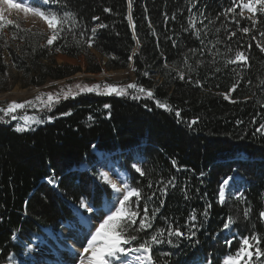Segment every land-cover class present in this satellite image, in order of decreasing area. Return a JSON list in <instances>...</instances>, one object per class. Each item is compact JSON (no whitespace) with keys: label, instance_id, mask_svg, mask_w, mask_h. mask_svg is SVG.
Wrapping results in <instances>:
<instances>
[{"label":"trees","instance_id":"obj_1","mask_svg":"<svg viewBox=\"0 0 264 264\" xmlns=\"http://www.w3.org/2000/svg\"><path fill=\"white\" fill-rule=\"evenodd\" d=\"M239 2L132 0L129 8L128 0H62L52 9L74 13L77 23L51 45L43 31L15 23L0 30V93L17 83L41 87L80 72L60 65L58 54L85 56L88 71L98 73L102 68L92 65L94 50L110 70L132 67L135 84L173 109L145 97L132 99L137 93L129 89L124 96L86 92L63 99L30 131L17 132L0 121V264L19 255L21 243L73 220L82 198L93 208L111 199V188L93 168L95 149L116 156L129 184L141 190V216L145 206L149 217L159 209L152 228L136 230L137 218V226L129 229L138 237L132 247L165 230V242L152 245L154 264H221L239 248L238 238L254 235L264 251V130L257 131L264 125V14L258 12L255 20L237 15ZM232 7L236 13L225 15ZM237 51L247 62L229 63ZM192 120L197 123L189 127ZM137 149L143 176L132 167ZM233 176L242 179L243 199L222 204L221 184ZM173 177L175 186L164 194L161 189ZM228 217L235 221L230 225L234 237L223 228ZM169 226L185 236L168 237ZM190 231L196 233L191 240ZM253 261L264 264V257Z\"/></svg>","mask_w":264,"mask_h":264},{"label":"snow or ice","instance_id":"obj_2","mask_svg":"<svg viewBox=\"0 0 264 264\" xmlns=\"http://www.w3.org/2000/svg\"><path fill=\"white\" fill-rule=\"evenodd\" d=\"M236 0H234L235 4ZM132 0H128L129 8H131ZM62 4V0H0V30H2L5 26L13 25V21L8 19L5 15L6 12H10L11 10H17L19 12H23L25 15H32L34 17H39L42 19L51 29V35L48 38L47 43L49 45L53 44L56 40L61 37V33L65 31L66 27H74L77 23L75 19V14L64 11L60 13L48 7L49 5H60ZM236 7H240L242 10L239 13H236ZM236 7H232L224 14L227 15L228 12L236 13L237 15L244 16V11L247 10L248 13L252 14L249 16V19L255 20L256 14L259 12L260 14H264V0H240L239 4ZM110 11V10H106ZM94 19H99L98 17H94ZM128 19L131 22V13L129 12ZM193 28H195V21H190ZM19 27V25H16ZM99 27L103 28L106 25H99ZM133 30L135 29V24H132ZM242 32L248 33V28L241 29ZM96 32V28L92 29L93 36L90 37L88 41V46L91 47L92 39H94ZM197 37H199L200 33L197 30ZM236 33L233 32L231 36H235ZM264 35V33H261ZM231 36L229 39H231ZM137 43H139L137 41ZM250 46V45H249ZM264 51V48L261 49ZM190 51L195 52V49H191ZM135 54V53H133ZM248 57L244 54V52L237 51L235 53V58L229 63H237V62H247ZM218 70V69H217ZM183 75H181V79H183ZM236 86L234 85L231 91H235ZM75 89L78 91H74L72 86H69L67 90L61 89L58 93H45L38 95L34 100L25 101L23 103H17L13 101L8 105L7 108H0V121H4L5 117H11L12 120H16L17 117L13 114L17 109H24L26 107H37L38 105L42 108L51 109L60 102L61 97L67 100L69 97L75 98L77 95L83 92H96L97 94L103 95H112L116 94L119 96L128 95V90H135L137 93L133 95L132 99H141L142 97L149 98L155 100L156 106L167 111H173L171 106L162 103L159 100L155 99V96L152 91L147 90L137 84H128L127 86H118V85H103L104 91L101 92V85H75ZM225 99H228V94H224ZM46 97V98H45ZM106 108L110 107V105H105ZM176 116L179 117V111H176ZM63 115H71L70 112L63 113ZM25 123L23 125L17 124L15 131L24 132L31 130V123H39L40 121L36 120L34 117H24ZM51 119V118H49ZM91 119V117H89ZM196 120H192L189 122V127L193 124H196ZM264 130V125H261L257 131ZM95 147V146H93ZM176 162L173 161V165ZM137 173L141 176L144 175V172L140 167H137L135 164L132 165ZM99 178L108 184L110 188L116 193V198L113 201H109L105 204L103 208L96 209L97 217L100 222L98 226H91L88 236L86 238L85 246L79 252V264H154L152 257V245L164 243L165 241L161 239L165 235L164 229L156 230L155 234L151 236V239L145 241L139 246L132 247V242L137 240L136 235H130L129 229L133 226H137V218H139V224L136 228L138 231H143L152 228V221L155 219V215L159 212V209H153V214L149 217V209L147 206L143 208V215L141 216L140 212V200H141V190L136 187H132L126 180L122 183L118 184L116 181L110 179L109 174L107 172H99ZM232 177H228L223 180L220 190H219V202L223 203L225 200V188L231 180ZM175 178L173 177L164 185L161 191L164 194H167L168 186H175L174 184ZM49 183L55 184V180L53 178H49ZM152 185L149 184V187ZM155 195V194H153ZM239 199H243L241 195L238 197ZM80 207L85 209L88 213L93 212V207H90L88 203L82 198L80 201ZM210 208L211 205H208ZM249 210L245 211V215H248ZM207 216V209L203 213ZM260 216L264 218V212L260 213ZM192 221L196 220V215L193 213L190 217ZM91 218H89L90 222ZM235 221L228 217L227 222L224 223L223 228L229 229L230 225L234 224ZM195 224L192 225V228H195ZM196 233L194 231H190L187 238L191 240ZM168 237H184L185 233L182 232L178 227L173 228L171 226L167 229ZM169 244L172 243V240L169 239L167 241ZM261 238L257 235L251 237H245L241 241V245L238 251L234 255H229L225 258L224 264H254L253 257L255 256L257 259L260 257H264V251H261L260 248ZM229 244L231 241L228 242ZM210 264V262H209Z\"/></svg>","mask_w":264,"mask_h":264},{"label":"rangeland","instance_id":"obj_3","mask_svg":"<svg viewBox=\"0 0 264 264\" xmlns=\"http://www.w3.org/2000/svg\"><path fill=\"white\" fill-rule=\"evenodd\" d=\"M16 2H19V0H16ZM48 7L53 8V5H49ZM243 11H244V16L252 15L248 13L247 10H243ZM5 15L7 16L8 19H11L13 23L17 25L25 26L27 29L46 32L49 34V37L51 35V29H49L47 24L39 17H34L30 14L25 15L23 12H19L17 10H11L10 12H6ZM91 53L94 56V61L92 62V65L93 64L100 65L102 71L98 73H90L88 69L89 66H91V64L89 63V61L85 56L79 58H70L58 54L56 58L60 65H69L75 68H79L80 72L65 80H60V81L49 80L44 86L41 87H36V86L23 87L22 84L17 83L16 86L12 88L10 91L0 93V108H7L8 105L13 101L17 103H23L25 101L34 100L35 97L41 94H45V93L55 94L60 92L61 89H64L66 91L69 86H72L74 91H78L75 89V85L77 84L82 86L101 85L100 91L103 92L104 91L103 85L105 84L118 85L123 87V86H127L128 84L135 83V75L132 67H130L127 70H110L106 67V61H107L106 58H103L99 53H97L94 50H92ZM90 93L97 94L96 92H90ZM98 95H103V94H98ZM61 100H63L62 97L60 101ZM48 111L49 109L42 108L39 105L37 107H26L24 109H17L16 112L13 113L17 117L16 120H12L11 117L9 116V117H5L4 121L13 124L16 128L17 124L23 125L25 123L23 119L24 117H34L36 120L40 122L39 123L30 122V128L32 130L36 126L41 125L43 123L44 121L43 116ZM0 115H3V113H0ZM96 151L95 153L98 156V162L94 164L93 168L96 170L98 178H99L98 173L103 171V172H107L109 174L110 179L115 180L118 184L122 183L124 180H126L129 183L128 174L117 167L118 162L116 156L106 152L97 153L98 151L97 152ZM133 164L141 168L142 158L140 156L138 149L134 151ZM85 169H88V167H85ZM241 194H242V179L239 176H233L232 179L229 180V183L225 188V200L222 204L231 203L233 200L240 197ZM116 195L117 194L114 193L112 190L111 199L105 200L101 208H103L107 202L113 201L116 198ZM88 205L92 207L90 204ZM96 209H100V208H93V212L88 213L85 209L81 208L80 206L77 207L76 217L73 220L67 222L65 225H63L64 227L62 226L58 231L48 230L45 233V236H40L37 239L32 240L31 242H24L23 244L21 243V247L23 251L19 255H14L11 261L9 262V264H62V262L63 263L65 262V264H70V263L79 264V252L85 246V242L89 230L91 226H98V223L100 222L96 214ZM89 218H91L90 222H89ZM72 232L76 234V236L78 237L79 234L82 235L83 244L81 245L82 248L73 250L75 253L70 254L71 252L70 250H72L70 235ZM225 234H227L229 237H234L237 235V233L233 232V229L231 227H229V229H226ZM238 240L240 242L239 243V247H240L242 239L238 238ZM14 241L15 243H19L17 238H15ZM238 249L229 255H234L238 251ZM62 253L67 255L69 254L73 255L74 258L71 257V260L65 261L63 259V256L61 255ZM225 258H223L221 264H224ZM193 264H209V263L205 261H196Z\"/></svg>","mask_w":264,"mask_h":264},{"label":"bare ground","instance_id":"obj_4","mask_svg":"<svg viewBox=\"0 0 264 264\" xmlns=\"http://www.w3.org/2000/svg\"><path fill=\"white\" fill-rule=\"evenodd\" d=\"M97 152V151H96ZM97 153H100V152H97ZM112 175H115V174H112ZM115 177V176H114ZM115 181V180H114ZM64 227V226H63ZM70 239H71V249L72 250H70L71 252H70V254H73V253H75L73 250H77V249H80V248H82L81 247V245L83 244L82 243V235H80L79 234V237L78 236H76V234H74L73 232L71 233V235H70ZM73 251V252H72ZM69 254V255H70ZM62 256H63V259L65 260V261H69V260H71V257L72 258H74V256L73 255H67V254H64V253H62L61 254ZM67 263V262H66ZM62 264H65V262L63 263L62 262ZM71 264V263H70Z\"/></svg>","mask_w":264,"mask_h":264}]
</instances>
